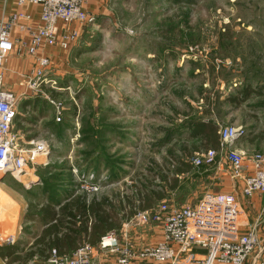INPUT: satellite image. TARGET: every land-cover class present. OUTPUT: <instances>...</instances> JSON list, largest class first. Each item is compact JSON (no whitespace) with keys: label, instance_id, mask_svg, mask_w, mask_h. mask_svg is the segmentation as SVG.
Here are the masks:
<instances>
[{"label":"rangeland","instance_id":"1","mask_svg":"<svg viewBox=\"0 0 264 264\" xmlns=\"http://www.w3.org/2000/svg\"><path fill=\"white\" fill-rule=\"evenodd\" d=\"M58 59L47 75L55 88L43 84L30 97L44 122L33 142H46L49 154L26 177L0 178L14 196L0 199V243L12 239L29 249L45 228L37 209L59 193L71 198L57 211L78 197H135L138 189L164 194L161 203L178 208L225 197L238 207L241 231L251 225L252 209L226 190L225 173L203 187L193 166L191 175L178 176L175 191L168 186L177 160L207 150L192 137V123L234 126L237 142L255 134L254 152L264 150V0H111ZM23 98L18 109L32 101ZM52 101L64 109L61 122ZM12 134L22 147H34L19 126ZM222 161L219 153L214 167ZM86 181L99 191L83 193ZM128 223L134 234L128 239L138 240L147 224ZM151 245L144 241L134 250ZM114 259L105 256L102 264Z\"/></svg>","mask_w":264,"mask_h":264},{"label":"built area","instance_id":"2","mask_svg":"<svg viewBox=\"0 0 264 264\" xmlns=\"http://www.w3.org/2000/svg\"><path fill=\"white\" fill-rule=\"evenodd\" d=\"M18 7L37 6L41 10V25L28 27L32 18L24 11L16 12L8 18H0V70L8 58L24 50L26 54L37 59L35 68L25 80L31 91H40L41 86L56 83L48 79L52 61L38 56L39 50L58 45L66 51L79 39L82 29L94 25L96 17L86 9L88 0H15ZM23 23V24H21ZM64 27L63 33L59 24ZM19 27L30 37L24 43L13 35ZM3 82L0 73V178L5 175L28 176L35 172L40 157L48 156V146L44 141H37L34 147L26 149L14 139L13 129L18 117L19 96L1 88ZM56 121L61 122L63 108L56 105ZM220 153L229 164V176L233 180L242 179L245 171L252 169L244 179L243 193L250 198L257 193L264 194V153H255L249 158L250 167L246 165L245 153L234 146L240 139V129L232 126L219 129ZM218 152L206 150L192 159V165L211 167L215 165ZM80 189L83 193L95 194L98 187L86 181ZM225 197H204L194 207L178 208L161 203L148 211H138L133 217L137 224L160 226L162 239L141 249L134 250L127 244H119L112 233L103 236L100 249L107 254L116 255V264H143L157 262L159 264H178L179 258L193 251L203 252L202 259L195 264H264V236L260 234V226L264 217L257 223L245 226L242 224L236 204L229 203ZM7 241H10L8 238ZM12 244L15 243L12 240ZM95 248L91 243L81 244L71 254H59L55 249L46 259V264H97ZM18 264V263H14Z\"/></svg>","mask_w":264,"mask_h":264},{"label":"crops","instance_id":"3","mask_svg":"<svg viewBox=\"0 0 264 264\" xmlns=\"http://www.w3.org/2000/svg\"><path fill=\"white\" fill-rule=\"evenodd\" d=\"M111 4V0H88L86 3V9L89 13L93 14L96 18L98 17L99 14H101V12L107 8L110 7ZM19 11H24L27 14H29L32 18L31 22L29 23L28 27L31 28H37L38 26L41 25V10L39 7L37 6H25L23 8H20L17 6L16 1L15 0H0V18H8L9 16L15 14L16 12ZM23 24V23H21ZM60 28H61V33L60 34H64L63 33V29L64 27L62 26V24H59ZM84 32V31H83ZM13 35L15 38H18V40L23 41L24 43H29L30 42V37L27 33L25 32H20L19 27L16 26V28L14 29ZM22 52L18 53H14L12 54L9 58L8 61L5 63V65L3 66V68L0 70V73H2V77H3V82L1 85V88L7 90V91H11L13 93H16L20 100L23 98H30L31 97V93L33 91H31L28 87H27V82L25 80V75L29 74L36 66L37 64V59L35 57H31L28 54H26L24 52V50H21ZM67 51V50H66ZM66 51L62 50L58 45L56 46H49V47H45L42 48L41 50H39V53L37 54L38 56H43L46 57L48 59H51L52 63L54 62V60L58 61L59 57H62L63 55L66 54ZM34 93V92H33ZM29 95V96H28ZM28 100H32V101H25L24 104H22V106L20 107V109H18V117L15 121V125L14 126H19V131L21 133H24V135L26 136L27 139H31L30 141H34L35 138L38 139V137H40L39 135H42V132L39 133L42 130L43 127V115L41 117L38 116V114H41V109L38 107V102H36L35 100H33V98H30ZM19 105V103H18ZM32 118H31V117ZM215 125V124H214ZM217 125V124H216ZM218 126V125H217ZM27 128H30L33 130L28 132ZM219 128V126H218ZM218 135H219V130H218ZM262 136V135H260ZM264 137V135H263ZM260 138V137H259ZM258 138V139H259ZM255 139H257L254 135H249V137L240 140L238 142L235 143V148L243 153H245L246 155H254L256 150H254L252 148V145L255 142ZM257 139V140H258ZM201 143V141H200ZM202 144V143H201ZM202 147H204L202 145ZM218 148L216 151L218 153H220V143L219 146L217 145ZM200 150V149H199ZM198 150V151H199ZM249 152V153H248ZM262 152L264 153V150H262ZM258 153V152H256ZM221 154V153H220ZM250 160L247 159L246 165L249 168L250 167ZM181 162V161H180ZM187 163V166H186ZM186 163H182L179 164L178 162H176L174 164V172L171 171L172 175H175L176 177L173 181L176 180L177 182V186L172 187V183L169 184L168 187H170L171 191H175L178 188V176H184V175H191L192 174V162L191 161H186ZM184 166H186L187 171H185L184 173L178 172L177 170H179L180 168L182 169ZM229 164L228 162L222 161V163L218 164L217 166H211V167H207V166H200V174L201 177H199L200 179V183L203 184V187H210L209 184L213 183L215 184V181L217 178H220L221 175L223 173H225V175L229 178H227V181L230 183V185H227V191L229 192H235L237 193L239 200L244 204V206H250L251 207V211H252V221L251 224L257 223L261 218L263 219V215H264V194H255L253 196H250V198L246 197L243 193L244 190V179L245 177H247L248 175H250L252 169H249L247 171H245L244 176L242 179H238V180H232L229 176ZM229 169V170H228ZM170 191V192H171ZM149 193V192H148ZM2 195L4 196H8V197H14L11 190H9L8 188H6V186L4 187H0V199L2 198ZM55 195L53 196V198H51V201L49 199V202L52 203L50 204V207H54L55 211L59 210V206L63 205L64 202L70 200L71 196H66L63 193H59L57 195L58 199L56 200ZM159 197H162V199H159ZM103 198H105L106 202L109 201H114L116 203L117 206H119L118 211L121 210L120 207V201L122 200V195L119 194V196L117 197H110V196H104ZM152 205L153 208H156V204L155 202H159L160 204L161 202H165V195L163 194L161 196V194H158L156 197H152ZM157 200V201H155ZM188 202V201H187ZM137 204H139V202H137ZM57 205V206H55ZM2 206V200H0V208ZM128 206V205H127ZM126 206L125 211H119V222L122 223L120 228L118 229H106V234L112 233V235L117 238L119 244H127L129 246H131L133 249L144 245V241H149L151 244H155L157 242H159L162 239V230L160 228L159 225L157 224H152L153 227H150L152 225H145V227H142L141 229L143 230V232L147 233V235L145 233H140L139 232V239L138 240H132V239H128L129 234L133 235V233H129V231L127 230L130 227V224L128 223L130 220L133 219L134 216H129V213H132V209L128 206ZM140 206V205H139ZM159 206V205H158ZM172 206H177V205H172ZM42 209V208H41ZM40 209V210H41ZM150 209V208H149ZM38 211H40L39 209H37ZM148 211V210H147ZM58 212V211H57ZM41 217V221H44V226L45 228H43L44 230L47 229L50 225H52V223L49 221V219L44 218L42 215H40ZM49 222V223H47ZM244 226H242L243 228ZM0 230H4V225L0 226ZM43 230V231H44ZM246 230V228H245ZM42 231V232H43ZM42 232L38 233V235L36 236H32L33 238H31L32 240V246L28 249L27 246L18 243H15L14 245H9L7 243L2 244L0 243V248L4 249L5 247H10L13 246L14 247V251H15V255L21 257L20 260L15 261L12 260L11 257L7 256L6 254H0V264H14V263H18V264H32L34 262H36L37 264H46L45 261L46 259L49 257V253H47L46 255H41L40 253L33 255V258L30 259H26L25 255L28 254L29 252L34 251L35 252V242L37 241L38 237L42 234ZM126 232L128 235H126ZM124 233V234H123ZM260 234H262L264 236V223H262V225L260 226ZM117 235V236H116ZM127 236L125 239L123 236ZM87 243V242H83L82 244ZM81 245V244H80ZM100 243H98L97 245H93L95 250H99L102 251L100 249ZM73 251V250H71ZM71 251L69 253H71ZM94 255H96V261L98 264H102V262H104V257L108 256L109 258H111V256L107 255L106 253L101 254V253H94ZM203 257V252L200 251H193L191 253H186V255H182L179 258V262L178 264H195L196 261L202 259ZM114 264L116 263L115 259L113 260ZM143 264H159L155 261L153 262H145Z\"/></svg>","mask_w":264,"mask_h":264},{"label":"trees","instance_id":"4","mask_svg":"<svg viewBox=\"0 0 264 264\" xmlns=\"http://www.w3.org/2000/svg\"><path fill=\"white\" fill-rule=\"evenodd\" d=\"M190 130L192 137L201 141L207 150L216 151L218 149L216 147L217 145L219 146L220 137L217 125L202 121L192 123ZM176 162L181 164L180 160ZM186 166L177 171L184 173L188 168ZM172 185V187L176 188V180ZM135 195V197H130L128 194L122 195V200L120 201L121 210L119 211H125L128 205L132 209V213L130 212L129 216H135L138 211H147L153 208V194L151 195L144 190L138 189ZM103 197L91 201L78 197L70 201L69 204L64 205L62 210L58 212L55 211L54 207L46 206L42 208L40 214L44 218L49 219L52 225L38 237L34 246L35 252L32 251L26 254V259L33 258V255H38V253L46 255L54 249L59 254L68 255L71 254L69 253L71 250L74 251L83 242H89L91 245L100 243L103 236L106 235V229L120 228L122 223L119 222L118 218L119 206L114 201L106 202ZM159 199H162V197H159ZM0 254H6L15 261L21 259V257L15 255L13 246L5 247L4 249L0 248Z\"/></svg>","mask_w":264,"mask_h":264}]
</instances>
